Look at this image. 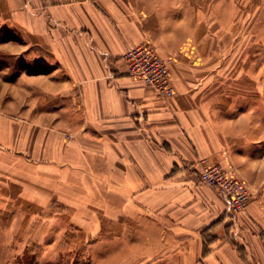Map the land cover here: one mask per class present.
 <instances>
[{
	"label": "crops",
	"instance_id": "0c3cea01",
	"mask_svg": "<svg viewBox=\"0 0 264 264\" xmlns=\"http://www.w3.org/2000/svg\"><path fill=\"white\" fill-rule=\"evenodd\" d=\"M237 3L0 0V26L52 67L21 77L19 115L0 110V251L264 264V41ZM142 43L172 59V97L125 75ZM217 164L249 190L237 218L200 179Z\"/></svg>",
	"mask_w": 264,
	"mask_h": 264
},
{
	"label": "rangeland",
	"instance_id": "374dc122",
	"mask_svg": "<svg viewBox=\"0 0 264 264\" xmlns=\"http://www.w3.org/2000/svg\"><path fill=\"white\" fill-rule=\"evenodd\" d=\"M237 4L241 9L246 8V17L253 24V44L259 37L264 41V0H238ZM43 54V48L27 42L18 28L0 26V110L19 115L22 105L31 102L32 96L22 90L20 80L22 76L36 77L51 70L52 67L37 59ZM2 243L3 239H0V246ZM80 247L77 245L73 251L44 252L42 264H94L90 255ZM36 254V251H0V264H36Z\"/></svg>",
	"mask_w": 264,
	"mask_h": 264
},
{
	"label": "built area",
	"instance_id": "2783aa9c",
	"mask_svg": "<svg viewBox=\"0 0 264 264\" xmlns=\"http://www.w3.org/2000/svg\"><path fill=\"white\" fill-rule=\"evenodd\" d=\"M122 60L126 65L125 75L128 78L153 88L162 97L169 98L174 95L170 74L172 59L161 58L150 44L142 43L128 49ZM200 179L225 200L229 216L237 218L246 211L250 203V193L232 169L220 164L205 165L201 168Z\"/></svg>",
	"mask_w": 264,
	"mask_h": 264
}]
</instances>
